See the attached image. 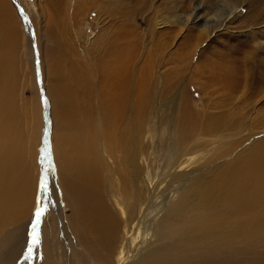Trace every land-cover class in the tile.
I'll return each mask as SVG.
<instances>
[{"label": "bare ground", "instance_id": "6f19581e", "mask_svg": "<svg viewBox=\"0 0 264 264\" xmlns=\"http://www.w3.org/2000/svg\"><path fill=\"white\" fill-rule=\"evenodd\" d=\"M110 1V7L99 6V12L115 16L113 20L126 16L130 22L110 33L104 26L103 38L110 35L111 40L106 46L97 41L88 54H81L84 61H76L79 69H70L68 62H55L57 75L71 78L62 81L60 97L69 117L61 122L54 148L71 208V227L81 248L74 250L69 245L67 226L61 225L64 237H58L62 223L58 211L48 219L49 229L44 226L42 230L38 263L116 264V259L124 258L121 264H239L240 256L241 261L251 263L264 240V140L249 153L233 156L226 165L211 162L220 159L223 150L234 151L238 142L226 141L217 119L191 107L187 98H179L171 83L157 92L149 62L136 67L135 45L143 33L131 21L152 0H123L131 4L127 7L120 0ZM186 2L168 4V17L156 21L157 26L201 20V4L192 7L191 0ZM236 2L238 6L249 2L248 22L245 25L241 18L238 27H251L254 33L263 21L259 8L263 10L264 0H234L235 9ZM10 7L8 0H0L7 65L0 69V264H14L21 255L20 229L30 208L36 175L28 165V155L38 156L36 146L28 152L22 129L27 110L15 109L17 72L8 52L13 55L20 30ZM210 24L209 17L202 20L200 38ZM188 44L180 50V57L191 52L192 41ZM102 48L103 57L93 63L91 55ZM206 63L200 64L202 72L223 93L245 88V61L209 58ZM85 80L90 82L88 93L83 90ZM260 80L257 91L264 92V74ZM161 98L163 106L157 105ZM169 103L170 109L166 107ZM196 153H200L198 158ZM56 192L53 189L58 202ZM116 203L125 213L122 221L114 211ZM255 209L261 212L254 215Z\"/></svg>", "mask_w": 264, "mask_h": 264}, {"label": "rangeland", "instance_id": "374dc122", "mask_svg": "<svg viewBox=\"0 0 264 264\" xmlns=\"http://www.w3.org/2000/svg\"><path fill=\"white\" fill-rule=\"evenodd\" d=\"M76 1L78 0H8L16 20H19L20 30L17 32V42L13 55L10 51L8 52L13 59L17 72L13 93L15 109L16 112L27 110V115L22 120V129L28 144V152L31 153L33 147H38L37 157L28 153L30 155H28V165L33 172H36L35 177L33 176L35 188L31 196V209L29 208L20 229L22 234H20L19 242L20 239L23 241L21 255L14 264H39L37 258L44 240L42 230L44 226L47 230L49 229L51 225L48 223V219L52 220L54 213H59V222H62L60 229L63 225L64 228L67 226L68 232L70 231L69 239H67L68 243L70 242L69 245L71 244L74 250L81 248L71 227V208L65 198L62 179L56 163V149L54 148L61 122L64 124L69 117L60 97L62 81L71 78L66 79L58 76L55 62L59 60L62 63L68 62L70 69H79L77 67L79 64L76 61L79 63L84 61L83 56L80 57L81 54H88V51L95 46L97 41H102L106 46L107 42L111 40L110 35L106 39L103 38L102 33L105 29L109 30V33L114 30L116 32L121 23H129L130 21H127L126 16H120L121 18L117 16L113 20L115 16L99 12V6L101 8L110 7V0H96L97 6L81 0L78 4L80 7L77 8L74 6ZM120 1L125 7L131 5L127 1ZM179 1L152 0L151 8L148 6L146 11L134 14L135 18L131 22L137 27L139 33H143L142 39L140 38L135 45V50H138L136 67L141 68L149 62L151 70L148 72L153 74V78L155 77L153 83L158 89L157 92L163 88L166 89L167 85L171 83L172 92H176L179 98H187L192 103L191 107L194 105L199 112L217 119L220 131L226 141L231 144L238 142L232 151L233 154L223 150L220 159H210L211 162L226 165V162L233 156L249 153L258 144L257 142L264 140V92L257 91L259 84H261L260 77L264 74V3L263 10L259 8V14H263V21L257 25L258 28L254 29V33L251 32V27H238L241 18V21L245 19V25L248 22L245 16L249 11V2L247 4L244 2L241 4L242 6H238L239 4L236 2L234 4L235 9L233 8L234 0H191L192 7L193 4H201L200 12L203 14L201 20L191 18L186 23L177 21L176 23L167 25L162 23L159 24L160 27L157 26L158 21L168 17L170 8L168 4H175ZM189 1L185 0L186 3ZM154 6H157V10ZM215 10L219 13H215ZM230 10L233 12H229ZM215 14L217 15L215 16ZM224 16L229 18L224 19ZM208 17L211 28L205 33V36L200 38L198 34L202 28V20ZM149 23H153L156 27L150 29ZM5 32V28L0 22V69L3 65L7 66L3 57L5 55L3 51ZM191 41V52L186 57H180V50L190 45L188 43ZM77 50L80 55L76 54ZM102 54L104 55L103 48L98 53L91 55L92 62H99L97 58H102ZM84 57L86 58V56ZM209 58L216 60L239 58L245 61V88L227 90V94L223 93L219 86L212 85L207 75L202 72L204 71L203 66L207 64ZM200 64L203 66L201 67ZM80 72L82 73V71ZM85 84L83 90L88 93L90 82L85 80ZM166 97L169 98L170 95L167 94ZM84 100L88 101L86 98ZM164 102L165 100L161 98L157 105L163 106ZM88 103L86 102L89 109L90 104ZM171 105L169 103L166 107H172ZM178 107L179 103L175 109L177 110ZM36 116H38L37 119ZM217 144L215 142L213 147ZM196 154V158H198L200 153ZM105 157L107 158V155ZM109 162H112L111 159ZM191 166L187 167L188 171H190ZM222 167L215 170L218 171ZM45 185L47 190H45ZM53 189L58 192H56L58 202L53 196ZM117 204H113L114 211L122 221L125 213L122 207ZM37 207L46 210V214L39 225H37L34 216ZM260 212V209H255L254 215H258ZM134 229L135 224L133 223L130 227V237ZM62 230L58 233L59 238L64 237ZM37 239H39V243H37ZM239 259V264H264V240L253 253L251 263L241 261V256ZM116 260V264L125 261L124 258L119 259L120 262L118 259Z\"/></svg>", "mask_w": 264, "mask_h": 264}, {"label": "snow or ice", "instance_id": "6c2138e0", "mask_svg": "<svg viewBox=\"0 0 264 264\" xmlns=\"http://www.w3.org/2000/svg\"><path fill=\"white\" fill-rule=\"evenodd\" d=\"M45 190H47V186L45 185ZM46 214V210L41 208V207H37L35 212H34V216L36 218L37 221V225H39V223L41 222V220L43 219L44 215ZM37 243H39V239H37Z\"/></svg>", "mask_w": 264, "mask_h": 264}]
</instances>
